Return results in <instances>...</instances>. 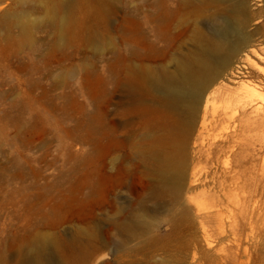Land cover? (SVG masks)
<instances>
[{
	"label": "rangeland",
	"instance_id": "374dc122",
	"mask_svg": "<svg viewBox=\"0 0 264 264\" xmlns=\"http://www.w3.org/2000/svg\"><path fill=\"white\" fill-rule=\"evenodd\" d=\"M198 2L0 0V264H21L39 241L43 260L104 264L113 259L108 224L123 214L141 225L111 230L116 253L219 264L214 222L200 231L185 196L157 192L179 166L151 81L195 50ZM249 8V28L264 30L263 1ZM193 139L184 169L213 168L214 159L194 154ZM170 223V234L159 231Z\"/></svg>",
	"mask_w": 264,
	"mask_h": 264
},
{
	"label": "bare ground",
	"instance_id": "6f19581e",
	"mask_svg": "<svg viewBox=\"0 0 264 264\" xmlns=\"http://www.w3.org/2000/svg\"><path fill=\"white\" fill-rule=\"evenodd\" d=\"M256 1L264 4V0H200L194 4L193 12L203 26L195 50L178 59L173 71L160 70L151 81L158 111L168 118L176 145L174 162L179 166L159 178L157 192L164 189L176 197L185 196L186 203L193 204L200 231H206L205 220L214 222L215 243L222 249L219 264H264V30L249 28L255 18L250 2ZM136 85L129 83L128 88L135 91ZM217 101L219 107L213 108ZM213 127L218 128L214 134L209 132ZM192 138L199 142L194 154L205 153L206 160L214 159L213 168L199 163L192 165V171L184 169ZM103 179L99 177L100 183ZM187 215L185 210L183 218ZM139 225V219H126L124 214L109 222L104 245L111 247L113 259L104 264H148L139 255L115 252L118 246L111 230L129 232ZM173 226H161L159 231L170 234ZM213 243L208 239L206 245ZM46 249L43 241L32 244L21 264H65L43 260ZM228 249H232L230 254Z\"/></svg>",
	"mask_w": 264,
	"mask_h": 264
}]
</instances>
